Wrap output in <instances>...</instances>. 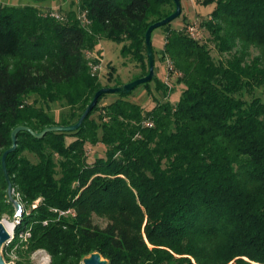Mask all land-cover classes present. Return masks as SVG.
I'll list each match as a JSON object with an SVG mask.
<instances>
[{"label":"trees","instance_id":"1","mask_svg":"<svg viewBox=\"0 0 264 264\" xmlns=\"http://www.w3.org/2000/svg\"><path fill=\"white\" fill-rule=\"evenodd\" d=\"M216 2L201 22L208 39L190 24L159 27L166 78L155 59L154 78L138 86L153 107L131 98L136 87L103 94L77 130L19 132L7 156L13 199L2 165L12 131L74 124L97 90L147 75L145 33L175 2L81 0L86 24L75 10L57 18L0 3V218L16 214L14 200L24 208L7 262L20 244L16 264L39 249L50 264L95 251L108 264H264V0ZM102 39L122 44L132 80L112 72L105 84L93 71L100 60L86 50ZM88 144L104 154L89 162Z\"/></svg>","mask_w":264,"mask_h":264},{"label":"rangeland","instance_id":"2","mask_svg":"<svg viewBox=\"0 0 264 264\" xmlns=\"http://www.w3.org/2000/svg\"><path fill=\"white\" fill-rule=\"evenodd\" d=\"M217 0H181L182 5L184 6L183 14L178 17L177 19L173 20L170 23V27L174 29H182L185 24L187 25H194L196 27V31L199 33L197 34V38L200 39H208L210 34L207 29L201 26V22L207 19L210 14L216 8ZM1 4H8L14 6L20 5H35L40 9L42 15L53 16L52 13H57L59 15L67 16L69 11H77L79 14V18L83 22V24L87 23V13L80 8L81 0H0ZM166 42V34L163 28H157L154 30L152 35V46L154 49V55L156 59V74L159 78L165 79L166 78V66L160 61V54L163 50ZM212 44V43H210ZM122 44L116 43L112 40L102 39L100 40L99 44L95 47L93 51L86 50V54L88 57L99 58V75L102 79L103 83H114V80L109 81L108 77L113 72V76H119L123 81L132 80L134 78L135 73L138 71V68L132 64L128 58L123 57L121 54ZM171 84L174 85L175 81H171ZM176 90L181 89V85L174 86ZM151 88L155 89V83H151ZM180 92L175 91L171 99L172 101H177L179 99ZM36 94L32 95L31 98H36ZM133 100H136L140 103H143L146 107H153L154 101L151 96L147 94V91L143 87H138L133 95L131 96ZM112 96H108L105 101L109 102L112 100ZM42 104V103H40ZM45 107V106H44ZM60 107L57 105H52V108L48 110V113L51 115L56 114L58 115L60 112ZM87 155L88 161L93 162L95 157L98 155L104 154V149L101 146H91L87 145ZM33 159L35 156H31ZM17 201V200H15ZM40 199H38L33 207L38 204ZM18 202V201H17ZM21 204V203H20ZM22 205V204H21ZM16 207V206H15ZM23 207V205H22ZM24 210V208H23ZM19 219L16 218V214L11 216L10 214H4L0 218V221H3L9 224L12 229L11 241H14V227L17 224ZM21 241H25V236H19ZM19 240V241H20ZM6 244L7 248L12 242ZM21 243V242H20ZM18 247L24 248V246L17 244L12 247V249L8 252L11 261L16 262L18 260L17 249ZM31 264H50L51 257L44 249H39L33 252L30 256Z\"/></svg>","mask_w":264,"mask_h":264},{"label":"water","instance_id":"3","mask_svg":"<svg viewBox=\"0 0 264 264\" xmlns=\"http://www.w3.org/2000/svg\"><path fill=\"white\" fill-rule=\"evenodd\" d=\"M174 2H175V10L169 16L165 17L164 19H161L159 21L152 23L148 27V29L145 33V41H146V45H147L148 60H149V72L147 75H145L143 77H139V78L134 79L132 81H129L123 85H119V86H115V87H102L99 90H97L96 93L94 94V97H93L91 103L87 106V108L82 113V115L80 116L78 121L74 124H71V125H51V126L44 128L42 131H35L27 125H19L12 131V134H11L12 147L7 149L2 156L3 170H4V174L6 176V179L8 181V194H9V197L11 199H13L14 190H13V184H12V181L10 179L9 172H8L7 156L17 148L18 133L21 131H28L32 135H34L36 138L41 139V138L45 137L46 134L49 132L77 130L78 128H80L82 126L85 119L90 114V112L93 110V108L96 106L99 98L103 94H107V93L130 94L139 85H142L146 82L151 81L155 76V57H154L153 46H152V33L155 29L172 22L173 20L177 19L178 17H180L182 15L183 6H182L181 0H174ZM15 204H16V218L20 219L23 216V207L17 201H15ZM11 237H12V232L8 229L6 223L3 221H0V264H16L13 261L7 262L5 260L4 253H3L4 245L11 239ZM108 263H109L108 259L104 258L100 252L95 251V252H92L91 254L87 255L86 257H84L82 264H108Z\"/></svg>","mask_w":264,"mask_h":264},{"label":"built area","instance_id":"4","mask_svg":"<svg viewBox=\"0 0 264 264\" xmlns=\"http://www.w3.org/2000/svg\"><path fill=\"white\" fill-rule=\"evenodd\" d=\"M52 15L55 16V17H57V18H62V16L59 15V14H57V13H52ZM188 31H189V33H190L193 37H197V34H199V33L196 31V27H195V26H189V27H188ZM98 69H100L99 65H94V66H93V71H94V72L97 71ZM18 221H19V220H18ZM18 221H17V222H18ZM29 235H30V233H27L25 237H27V236H29ZM12 237H13V235H12ZM12 237H11V238H12ZM9 241H11V239H10ZM9 241H8L7 243H9Z\"/></svg>","mask_w":264,"mask_h":264},{"label":"bare ground","instance_id":"5","mask_svg":"<svg viewBox=\"0 0 264 264\" xmlns=\"http://www.w3.org/2000/svg\"><path fill=\"white\" fill-rule=\"evenodd\" d=\"M6 225H7L8 229L11 231L12 227L7 223H6Z\"/></svg>","mask_w":264,"mask_h":264}]
</instances>
